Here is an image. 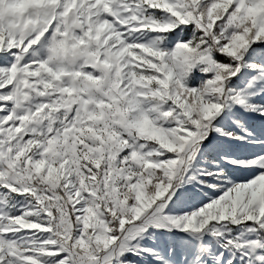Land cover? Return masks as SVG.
I'll return each mask as SVG.
<instances>
[{
	"label": "snow or ice",
	"instance_id": "6c2138e0",
	"mask_svg": "<svg viewBox=\"0 0 264 264\" xmlns=\"http://www.w3.org/2000/svg\"><path fill=\"white\" fill-rule=\"evenodd\" d=\"M0 264H264V0H0Z\"/></svg>",
	"mask_w": 264,
	"mask_h": 264
}]
</instances>
